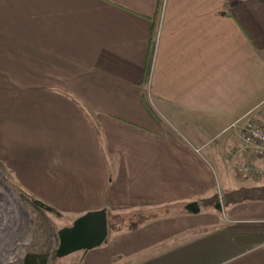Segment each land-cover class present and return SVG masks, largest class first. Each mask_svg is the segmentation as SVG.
<instances>
[{
	"label": "crops",
	"instance_id": "obj_1",
	"mask_svg": "<svg viewBox=\"0 0 264 264\" xmlns=\"http://www.w3.org/2000/svg\"><path fill=\"white\" fill-rule=\"evenodd\" d=\"M263 102L264 0H0L6 168L72 221L140 216L90 264H264V178L226 160Z\"/></svg>",
	"mask_w": 264,
	"mask_h": 264
},
{
	"label": "rangeland",
	"instance_id": "obj_2",
	"mask_svg": "<svg viewBox=\"0 0 264 264\" xmlns=\"http://www.w3.org/2000/svg\"><path fill=\"white\" fill-rule=\"evenodd\" d=\"M1 158V157H0ZM10 164L4 159H0V264H21L22 259L27 254H42L45 256V264H90L88 256L92 251H75L63 257L55 256L57 247V231L69 226L72 222L71 216L56 212L54 209L45 210L35 208L30 199H34L29 191L23 189L22 184L16 178V175L6 166ZM10 167V166H9ZM228 172V171H227ZM226 175L230 178L232 184L240 183L249 185L250 179H241L234 181L232 175ZM248 178H253L248 176ZM264 181L262 179H259ZM216 182L223 187L220 175L216 174ZM219 204L225 208L222 201V194L218 195ZM221 208V209H222ZM223 213V209L221 215ZM124 216L112 220L111 216L107 222L109 233L115 229L126 230L136 226L139 215L122 213ZM135 219V222L132 221ZM198 232V230H197ZM196 232V234H198ZM111 235H108L102 243L101 248L111 244ZM176 244V240H171L160 247L152 249L137 250L129 259H123L114 264H143L151 256H157L161 247L165 245Z\"/></svg>",
	"mask_w": 264,
	"mask_h": 264
},
{
	"label": "built area",
	"instance_id": "obj_3",
	"mask_svg": "<svg viewBox=\"0 0 264 264\" xmlns=\"http://www.w3.org/2000/svg\"><path fill=\"white\" fill-rule=\"evenodd\" d=\"M229 128L236 132L239 146L227 155L228 165L240 177L264 178V167H256L240 159L242 156L264 162V102L233 121Z\"/></svg>",
	"mask_w": 264,
	"mask_h": 264
},
{
	"label": "water",
	"instance_id": "obj_4",
	"mask_svg": "<svg viewBox=\"0 0 264 264\" xmlns=\"http://www.w3.org/2000/svg\"><path fill=\"white\" fill-rule=\"evenodd\" d=\"M189 211H197L196 204H190ZM105 209L93 210L75 218L69 226L57 233L56 257H63L75 251H86L100 246L107 236Z\"/></svg>",
	"mask_w": 264,
	"mask_h": 264
},
{
	"label": "trees",
	"instance_id": "obj_5",
	"mask_svg": "<svg viewBox=\"0 0 264 264\" xmlns=\"http://www.w3.org/2000/svg\"><path fill=\"white\" fill-rule=\"evenodd\" d=\"M244 194H250V195H254L257 198H262L264 199V187L255 190L252 189L250 191L246 190L243 191ZM31 204L35 207V208H42L45 210H52L50 207L46 206L45 204H43L42 202L35 200V199H30ZM46 260H45V256L42 254H27L25 255V257L22 259V263L21 264H45Z\"/></svg>",
	"mask_w": 264,
	"mask_h": 264
},
{
	"label": "bare ground",
	"instance_id": "obj_6",
	"mask_svg": "<svg viewBox=\"0 0 264 264\" xmlns=\"http://www.w3.org/2000/svg\"><path fill=\"white\" fill-rule=\"evenodd\" d=\"M1 225V224H0Z\"/></svg>",
	"mask_w": 264,
	"mask_h": 264
}]
</instances>
